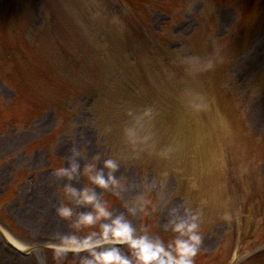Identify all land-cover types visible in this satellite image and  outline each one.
Returning a JSON list of instances; mask_svg holds the SVG:
<instances>
[{"label": "rangeland", "instance_id": "374dc122", "mask_svg": "<svg viewBox=\"0 0 264 264\" xmlns=\"http://www.w3.org/2000/svg\"><path fill=\"white\" fill-rule=\"evenodd\" d=\"M78 1L79 4L71 8L72 12L75 13V22H73V26L69 24L68 18L56 7V19L58 24L52 23L51 26L40 25L38 28L35 27L36 29L41 28L39 34L42 33L37 43V55L42 60L47 58L51 62L57 63L59 68L63 70V77L65 80L70 81L71 84L75 86L76 91L79 92L73 98V102H77L79 107L74 110L76 111L75 116L69 119L70 122H72L71 129L77 126L76 122L81 118L80 115L86 116L87 118L92 116L95 117L93 108L96 111L99 110L97 104L101 100L102 95L97 96L94 94V90L97 89L98 80L93 79V81H91L90 76L94 74L101 77L108 74L106 67H109L111 76H113L116 74L117 70L123 68L124 65L129 62L130 58L127 55L129 49L127 44H122L120 41L119 43L114 42L115 39L113 37L117 35V32L115 30L110 31L105 29L106 24L110 22H113L116 28L118 23L121 24V26L122 24L125 25L126 28L130 27V24L127 22L128 18L126 12L119 10L117 6H115L113 0H109L110 5L106 3V0ZM4 2H6V0H0V7ZM11 6L6 10L4 8L0 9L1 28L4 26V22L8 19L9 14H11L12 19H15V21L17 20L16 8ZM201 9L202 8L199 7L196 10V15H198ZM21 12L20 19L23 21L26 12L23 14ZM99 14L103 20L107 21L104 27L102 23L99 22L100 17L96 18V15ZM76 16L79 18L78 20H76ZM174 28L170 30V35L175 39L174 41H176V43L178 42L181 48L176 54L177 58H174L178 68H173L178 70L181 69L186 72L183 77L176 76L173 80L172 93L178 95L184 88L191 87L193 89L189 83V79L193 81L195 89H198L200 85H203L209 79L208 73L199 69V62L191 63L187 58L189 54L196 52L194 47L200 48L198 41L193 40H197L199 37L203 38L207 35L201 34V32L192 34L189 37L188 35L190 33L186 34V36L181 34V37L185 38L183 41L182 39H178L180 37L179 35L173 34L175 32ZM166 30L168 31V27ZM21 32H19V34L23 36L25 33ZM53 33H58L59 35ZM25 36H28V34H25ZM65 39H69L72 42V45H69L73 47L75 53L79 54L77 58L80 65L75 63L78 61L77 58H73V62L69 63L64 68L58 63V58L60 57V42ZM130 42H138L141 45H146L148 48H154V44L147 38L141 37L140 34L132 36ZM40 45H43L41 49ZM212 48L209 47V49ZM212 54H215L214 58H220L221 56V54H217L215 50L210 52L209 56ZM222 57L223 56H221V58ZM106 60H110V63L106 64ZM147 64L155 70L158 77L161 71L159 58L151 59L147 61ZM205 70L210 74L212 73L208 65H205ZM10 71L11 65L9 62L3 61L0 63V105L13 100L11 96L15 88L24 89L23 83L25 79H22L21 84H18L15 82L14 73H10ZM24 73H26L27 82L32 84L33 75L27 71H24ZM6 76L11 77L12 80H8ZM85 76H87V78H85ZM16 78L20 79L18 77ZM226 84L227 86L229 84L231 85L233 92L237 96L235 97V101L245 115L246 120L252 122V119L255 118L256 123L260 122L261 125H258V128L250 129L251 134L255 135V138H264V119H262V113L260 114V110L258 111V107H256L254 103L255 94L257 92H254L252 89L250 90L249 86L245 88L242 85L243 83L238 86L234 78L231 80L228 79ZM248 90H250V93ZM84 92L87 93V97H81V93ZM47 93L46 96L48 98L52 95L54 98H58L57 90L54 88L48 90ZM214 95L215 93L213 90H210L207 95L200 93V95H198V101L202 105L205 102L204 99L207 100L211 97L212 100ZM34 97L38 98L39 96ZM18 100H20V98ZM184 100L187 103L195 102L194 99L185 98ZM2 111L3 109L0 106V115L1 113L3 114ZM52 119L54 120H52V124L46 126L35 124L40 121L39 118L32 121L30 120L28 125L23 123L17 126L15 133L10 131L7 134L0 130V224L11 234L15 241L31 247V254L29 258H27L28 264H38L36 259L37 256L41 258L40 264H55L52 258V251L45 247L49 244V239H53L54 235L57 233L75 231L69 227L67 221L60 219L55 211L62 202H66L63 193L58 189H62L68 181L66 179H59V183L57 180L52 179L55 178V168L68 166L66 159L68 157V150L65 149L66 151L64 150V152L60 151L58 148L59 144L62 142H60V140L67 138L66 135L68 131L66 127L68 126V119L67 121L66 119L57 120L53 117ZM227 125L229 128H232L229 124ZM255 126L256 125L253 127ZM211 127L213 131L207 132L206 130L205 133L197 132L195 136L208 137V135L211 136L219 132V129L216 127ZM95 133L97 135V140L100 139L98 142L100 147L98 146V149L99 151L102 150L105 154L104 162L106 159L111 158L109 153L112 145L111 147L105 145L102 140V135L97 130H95ZM52 135H54V139H49ZM194 137H192V139ZM220 138L229 140V134L223 136L222 129H220ZM192 139L190 140V151L200 153L201 150L192 143ZM44 141H46V143L48 142L49 145L45 146L46 143ZM248 143L249 144L244 147V153L247 151V155L242 157L240 162L235 152L230 151L233 161L230 163L231 170L224 174L221 185L215 183L209 188H205L206 190L202 195L207 198L210 197L208 200H202V196L200 199L194 193H190L187 190L191 186L192 178L194 177L187 175L189 172L188 167H185V171L180 170L178 172V181L172 177H168L166 174L167 172L161 171L150 172L147 174V179H145L143 175L140 176L141 167H139V164L130 165L126 160L124 163H118V168H127L133 172L132 177H135L136 182H132L130 188L126 189V186L131 181L128 180L129 178L125 174L120 172L118 175L116 174V177L122 180L123 188L118 190V193H113L111 191L103 192V190L99 188L95 190L97 193L103 194V198L110 205L113 217L123 214L137 230V235H141L147 230L149 235L159 237L165 244L176 236V234L171 231V226L169 224L170 219H172L173 210H175V213L180 217L198 216L203 241L199 252L200 254L197 255V258L200 259V264H212L213 261L208 256L210 260L204 258L203 255L206 256L208 253L214 252L225 253V249L230 247L231 250L228 253H232L237 243L236 236L242 239V248L246 245L251 247L264 239V236L257 231L259 225L258 217L261 213L253 209V204L260 206L264 205V178H262L264 177V173H262L260 169L264 161V156L259 155L260 147L256 146L253 141H249ZM68 145L70 149L75 147L79 150L77 146H73L71 143H68ZM261 145L264 146L263 142H261ZM37 154L40 155V157L37 156ZM99 157H101L100 154ZM38 158L40 163L34 165ZM86 159H82V162H79L81 173L85 165L92 161ZM188 161L189 159H184L183 163L187 164ZM49 168L52 170L49 171ZM142 169H144V165H142ZM48 175L49 177H47ZM164 175L168 178V184L164 183ZM179 179L181 180L180 182ZM206 180L207 178L202 174L199 176L198 183H206ZM29 182H33L32 186H43L44 189L48 190L47 195L41 193V195L37 197V202L41 201L43 198L49 202L44 203L43 208L34 212L32 215H30V211L25 212L24 210L23 194L25 193V189L29 187ZM71 183L73 187L82 189L88 185V180L85 175L81 174L79 180H73ZM180 184H182L181 192L179 190ZM256 187L260 188L259 195L256 193ZM251 192H254L253 196ZM31 198L32 200L34 199L33 197ZM242 200L246 201V210L244 207L240 209L241 203L243 204ZM42 201H44V199ZM211 201H215L223 212L219 213L220 211L213 209L210 203ZM227 202H230V205L228 204L226 209L222 208V205ZM45 207L46 210L44 211ZM73 207L76 208L77 212L91 211L90 206L73 205ZM130 208H135V213H130ZM234 208L240 209L239 212L234 213L237 211ZM228 217L234 219V224ZM52 218H54V222L57 221L55 225H59L57 229H48L45 226ZM215 219L220 220L214 222ZM222 221H226L229 224L230 231L224 233L226 223ZM98 230L99 226L97 225L91 229L83 230L80 235L83 236L89 231ZM0 243L3 246L2 241ZM1 251H3V253H0V264H21V260L19 259L24 260L23 257L21 258L20 255L12 250L6 251L1 249ZM244 253L245 252L237 253V256L239 255L240 257L244 255ZM65 264H75V261L68 260L65 261Z\"/></svg>", "mask_w": 264, "mask_h": 264}, {"label": "clouds", "instance_id": "9594fccd", "mask_svg": "<svg viewBox=\"0 0 264 264\" xmlns=\"http://www.w3.org/2000/svg\"><path fill=\"white\" fill-rule=\"evenodd\" d=\"M66 159L67 167L54 169L58 180L68 181L62 189H58L66 202H62L55 211L75 231L57 233L53 242L48 244L55 264H65L70 253L79 258L76 264H195V257L199 254L203 241L198 216L180 217L173 210L169 224L176 236L167 244L159 237L149 235L147 230L137 235V230L123 214L113 217L109 203L102 193L95 190L99 188L103 192L118 193L123 188L122 180L114 175L118 169L117 162L111 158L106 159L103 167L98 169L96 165L100 157L97 155L85 165L81 173L79 160L86 159L84 149L77 150L73 147L71 156ZM105 169L108 170L107 174ZM81 174L87 177L88 185L77 189L71 182L79 180ZM73 205L90 206L91 211L77 212ZM135 211V208L129 209L130 213ZM97 225L98 231L80 235L83 230ZM117 244L127 245L130 255H125L115 246L105 247ZM36 259L40 264L41 258L37 256Z\"/></svg>", "mask_w": 264, "mask_h": 264}, {"label": "bare ground", "instance_id": "6f19581e", "mask_svg": "<svg viewBox=\"0 0 264 264\" xmlns=\"http://www.w3.org/2000/svg\"><path fill=\"white\" fill-rule=\"evenodd\" d=\"M86 138V137H85ZM87 139H89L88 137H87ZM88 144H89V142H87ZM69 155L71 156V153H69ZM44 191H41L40 190V188H38V189H36L35 190V193H34V195L33 196H40L41 195V193H43ZM44 199V201L43 202H41L42 200ZM41 201H38V203H37V200H32L31 202V204L30 205H28L27 206V208H28V210H27V212L28 211H30V215H32L34 212H36V210H37V207H40L41 205H43L44 203H48L49 201L48 200H45V198H43ZM37 203V205L35 206V204ZM35 206V207H34ZM55 223H57V221L56 222H54V218H52L48 223H46V227L48 228V229H55V228H57L58 226H56L55 225ZM43 229V228H42ZM5 234V233H4ZM6 236V235H5ZM7 237V236H6Z\"/></svg>", "mask_w": 264, "mask_h": 264}]
</instances>
